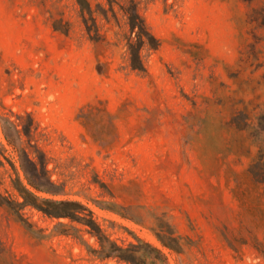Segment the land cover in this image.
<instances>
[{"label": "rangeland", "instance_id": "374dc122", "mask_svg": "<svg viewBox=\"0 0 264 264\" xmlns=\"http://www.w3.org/2000/svg\"><path fill=\"white\" fill-rule=\"evenodd\" d=\"M82 6L0 0V117L33 121L21 146L53 198L81 202L109 240L136 236L168 264H264V0ZM134 12L150 36L143 73L126 51ZM0 143V194L20 203L10 164L23 175L1 132ZM20 215L28 229L0 206V264H125L90 253L98 243L80 225ZM167 226L178 254L154 236Z\"/></svg>", "mask_w": 264, "mask_h": 264}, {"label": "trees", "instance_id": "16d2710c", "mask_svg": "<svg viewBox=\"0 0 264 264\" xmlns=\"http://www.w3.org/2000/svg\"><path fill=\"white\" fill-rule=\"evenodd\" d=\"M77 1L83 9L82 0ZM138 22L139 25L137 24ZM128 25L130 31L137 36V43L131 41L126 44L128 64L131 70L143 73L144 67L140 59L139 50L140 45L143 44L146 39L149 41L150 36L142 30L143 26L135 12L133 16H129ZM135 29H137V31H134ZM86 31L89 32L87 26ZM92 40L97 41L96 39ZM33 125L32 120H30L29 126L25 127L8 118L0 117V132L6 146L11 148L15 153L18 169L23 175V180H21L16 168L13 164H10L16 174V178L11 181V185L22 201L19 203L0 194V206L5 207L14 214L19 222L27 229L30 226H28L20 215V211L24 207L34 209L49 219L67 220L70 223H75L86 228L88 233L93 236L98 243V249L91 250L90 253L99 259H115L125 264H168L165 255L160 249L144 242L136 236H133L135 243H130L126 247L119 246L109 240L92 218L91 211L81 202L53 198L60 194L59 190L47 178L46 170L42 163H37L30 157L28 151L21 146L22 136L26 138L30 137ZM0 146L2 147L1 154L3 156L7 150L5 145L0 143ZM38 194L52 197H41ZM57 226L64 227L61 223L57 224ZM166 229L167 230L161 234L154 233L156 240L162 248L176 254L180 253V238L175 236L174 232H172L168 226Z\"/></svg>", "mask_w": 264, "mask_h": 264}]
</instances>
